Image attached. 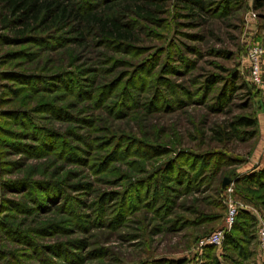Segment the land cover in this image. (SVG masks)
Wrapping results in <instances>:
<instances>
[{
	"label": "rangeland",
	"instance_id": "rangeland-1",
	"mask_svg": "<svg viewBox=\"0 0 264 264\" xmlns=\"http://www.w3.org/2000/svg\"><path fill=\"white\" fill-rule=\"evenodd\" d=\"M202 1L0 0V264H206L228 198L264 264V0Z\"/></svg>",
	"mask_w": 264,
	"mask_h": 264
},
{
	"label": "built area",
	"instance_id": "built-area-1",
	"mask_svg": "<svg viewBox=\"0 0 264 264\" xmlns=\"http://www.w3.org/2000/svg\"><path fill=\"white\" fill-rule=\"evenodd\" d=\"M245 60L248 70V80L254 87H256L261 97V125L263 129L262 152L264 154V71L263 50L261 47L258 46V44L249 45L246 50ZM227 191L229 193L233 192L231 188H228ZM226 208L227 215L225 219V229H219L210 234L207 238L201 240L199 243L201 249L207 246L220 247L222 245L226 231L235 223L239 213L238 204L232 198L226 200ZM256 240L259 249L264 252V220H260L257 224Z\"/></svg>",
	"mask_w": 264,
	"mask_h": 264
},
{
	"label": "trees",
	"instance_id": "trees-1",
	"mask_svg": "<svg viewBox=\"0 0 264 264\" xmlns=\"http://www.w3.org/2000/svg\"><path fill=\"white\" fill-rule=\"evenodd\" d=\"M203 1L202 0H185V8L193 9L191 6H197L198 8L203 7ZM113 24V23H112ZM114 31H119V27L115 26V24L112 25ZM256 121L251 118H240L238 120V126L240 127H255ZM219 135H221L219 133ZM242 183H245L246 186H253L256 189H263L264 188V170L261 172H257L256 174H252L249 177L243 178ZM263 204V203H262ZM248 215L246 213H243L242 217L237 216V219L241 221L242 224H237L232 231L229 234H226L225 240H224V250H225V258H228L230 255H228V251L237 252L240 255L246 256V250H245V244L246 240H241V236L238 232L243 231L242 234L251 235L250 231L248 230L247 225L245 224V221L248 219ZM212 251V252H211ZM214 249L211 247L205 248V259H207L206 264H220L215 257V254H213ZM214 256H212V255ZM243 256V257H244ZM211 257V258H210ZM230 258V257H229Z\"/></svg>",
	"mask_w": 264,
	"mask_h": 264
},
{
	"label": "water",
	"instance_id": "water-1",
	"mask_svg": "<svg viewBox=\"0 0 264 264\" xmlns=\"http://www.w3.org/2000/svg\"><path fill=\"white\" fill-rule=\"evenodd\" d=\"M227 184H228V181L225 180V181L223 182V187L226 186Z\"/></svg>",
	"mask_w": 264,
	"mask_h": 264
}]
</instances>
